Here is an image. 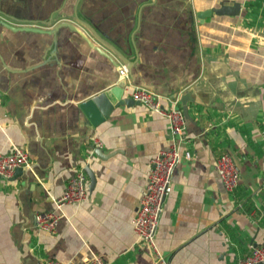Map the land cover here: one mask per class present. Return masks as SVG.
<instances>
[{
	"label": "crops",
	"instance_id": "1",
	"mask_svg": "<svg viewBox=\"0 0 264 264\" xmlns=\"http://www.w3.org/2000/svg\"><path fill=\"white\" fill-rule=\"evenodd\" d=\"M114 84L185 109L188 157L163 197L159 251L168 264H234L264 235V0H0V152L29 159L0 176V264L151 263L131 219L169 125L135 100L92 124L80 104ZM220 152L239 171L231 190ZM80 167L85 197L53 231L36 227Z\"/></svg>",
	"mask_w": 264,
	"mask_h": 264
},
{
	"label": "built area",
	"instance_id": "2",
	"mask_svg": "<svg viewBox=\"0 0 264 264\" xmlns=\"http://www.w3.org/2000/svg\"><path fill=\"white\" fill-rule=\"evenodd\" d=\"M124 71L125 67L119 68V73H124ZM130 97L163 115L169 125V143L159 148L151 157L144 188L131 219V227L136 235V240L145 245L152 253L150 264H168L155 243L154 231L162 208L163 197L170 189L172 170L180 157H188L186 152L182 155L178 151V145L185 127V117L180 107L175 105V99L164 106L158 101V96L145 87L135 86L130 91ZM26 165H29V159L20 146L13 145L10 151L0 152L1 177L8 178L15 168ZM213 168L226 190H231L236 185L239 171L230 154L227 152L218 153L214 159ZM85 179L86 175L83 169L77 168L67 179L61 192L55 197L53 209L39 210L34 213L36 227L53 231L58 218L61 216L62 206L67 203H77L85 197ZM262 184L264 186V176ZM45 264L62 263L55 259H47ZM86 264L110 263L100 255L92 254ZM234 264H264V235L258 244L251 246L249 252L238 258Z\"/></svg>",
	"mask_w": 264,
	"mask_h": 264
},
{
	"label": "water",
	"instance_id": "3",
	"mask_svg": "<svg viewBox=\"0 0 264 264\" xmlns=\"http://www.w3.org/2000/svg\"><path fill=\"white\" fill-rule=\"evenodd\" d=\"M204 13H205V10L204 11H198L196 13V15L201 16ZM63 24L68 26L71 29L76 30V28L69 23H63ZM21 28H24V27H21ZM29 29H32V28L29 27ZM121 92H122V90H121V87L119 85H117V84L111 85V86L105 88L104 90L96 93L95 95H92L91 97H89L85 101H83L80 104V107L84 111V113L87 115L90 122L92 124H95V123L101 121L102 119L106 118L108 116L109 111L112 109V107L114 105H117L120 103L133 102L132 98L127 99V98L120 97ZM182 111H183V113H185L184 106L182 107ZM95 151H98V148H95ZM98 153H99V151H98ZM20 169H21V167H17L14 170L16 171V170H20ZM86 171H88V170L86 169ZM89 177H90L89 179L91 182L93 180V177L90 175V173H89Z\"/></svg>",
	"mask_w": 264,
	"mask_h": 264
}]
</instances>
